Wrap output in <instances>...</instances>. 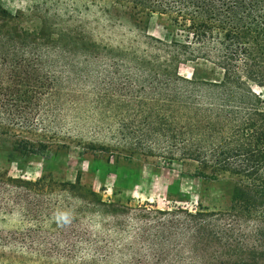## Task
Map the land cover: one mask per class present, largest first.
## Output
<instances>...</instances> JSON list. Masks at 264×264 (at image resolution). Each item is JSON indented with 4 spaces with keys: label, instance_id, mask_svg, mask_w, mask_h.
<instances>
[{
    "label": "trees",
    "instance_id": "1",
    "mask_svg": "<svg viewBox=\"0 0 264 264\" xmlns=\"http://www.w3.org/2000/svg\"><path fill=\"white\" fill-rule=\"evenodd\" d=\"M67 1L35 0L37 28L0 35V141L29 154L75 142L92 153L190 164L197 177L234 180L231 207H131L102 201L78 180L0 174V202L38 223L0 237V262L264 264V98L252 88L264 89V0H79L129 25L136 34L128 47L61 14ZM19 15L0 10V21ZM154 16L173 29L168 42L146 33ZM55 64L95 97L91 111H75L79 128L57 139L43 125ZM181 65L192 67L190 78Z\"/></svg>",
    "mask_w": 264,
    "mask_h": 264
},
{
    "label": "rangeland",
    "instance_id": "2",
    "mask_svg": "<svg viewBox=\"0 0 264 264\" xmlns=\"http://www.w3.org/2000/svg\"><path fill=\"white\" fill-rule=\"evenodd\" d=\"M34 4L35 0H0V10L12 16L21 14L18 20L9 21L7 25L0 21V35L13 33L14 29L17 32L36 29L37 22L29 15ZM83 4L79 0L67 1L59 11L61 14L67 10L73 12L77 22L84 23L89 30L94 29L104 43L113 47L135 44L136 33L129 25L116 22L115 18L108 20L103 16L102 9L91 8L85 11ZM146 33L164 42L174 36L165 18L157 16L150 19ZM51 60L47 58V66L51 65ZM66 68L59 64L49 67L57 76L56 90L49 105L51 109L48 108L51 119H47L43 125L48 128L47 137L52 136L54 139L61 137L57 132H69L77 125L71 122L77 115L75 111H91L88 105L95 100L92 91L83 88L84 83L74 79L72 82L65 80ZM77 72L70 73V77H74L72 75ZM191 72L192 67L189 65H181L179 68V75L185 79L190 78ZM252 88L264 98V89L254 85ZM88 115L92 113L82 114ZM76 127L79 128L78 125ZM48 141L50 144L61 145L58 143L61 141ZM68 144L66 149H55L53 146L42 154H29L16 150L10 141H0V174L28 181L50 178L58 183H74L78 180L81 185L91 187L102 201L118 202L131 207L144 203L152 204L155 209L180 206L189 211L199 207L210 211H227L231 207L234 180L229 176L201 178L194 175L195 167L190 164H163L155 158L139 155L131 158L109 156L85 151L76 146L75 142ZM27 226L36 229L38 223L25 222L13 204L6 200L0 202V237H11L9 235L13 231L24 233Z\"/></svg>",
    "mask_w": 264,
    "mask_h": 264
}]
</instances>
